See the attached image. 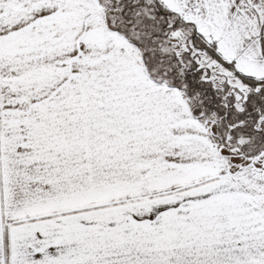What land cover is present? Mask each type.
Returning a JSON list of instances; mask_svg holds the SVG:
<instances>
[{"label": "snow or ice", "instance_id": "snow-or-ice-1", "mask_svg": "<svg viewBox=\"0 0 264 264\" xmlns=\"http://www.w3.org/2000/svg\"><path fill=\"white\" fill-rule=\"evenodd\" d=\"M0 264H264V0H0Z\"/></svg>", "mask_w": 264, "mask_h": 264}]
</instances>
